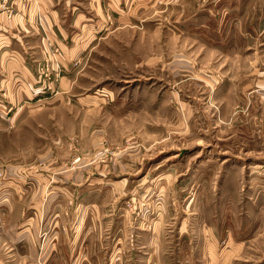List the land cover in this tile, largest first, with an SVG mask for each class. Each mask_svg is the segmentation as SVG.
Returning a JSON list of instances; mask_svg holds the SVG:
<instances>
[{"label": "rangeland", "instance_id": "374dc122", "mask_svg": "<svg viewBox=\"0 0 264 264\" xmlns=\"http://www.w3.org/2000/svg\"><path fill=\"white\" fill-rule=\"evenodd\" d=\"M156 3L73 61L68 94L55 84L36 107L3 106L0 232L23 216L27 186L62 184L69 219L93 187L72 186L97 180L104 207L146 229L164 218L169 251L190 239L199 264L208 251L264 264V0Z\"/></svg>", "mask_w": 264, "mask_h": 264}, {"label": "crops", "instance_id": "0c3cea01", "mask_svg": "<svg viewBox=\"0 0 264 264\" xmlns=\"http://www.w3.org/2000/svg\"><path fill=\"white\" fill-rule=\"evenodd\" d=\"M156 2L0 0V113L5 105L36 107L30 101L55 84L57 95L68 94L69 83L78 74L73 61L91 55L110 33L141 26ZM45 60L50 69L43 74ZM29 175L45 177L31 171ZM96 181L72 186L74 192L93 187L74 204L67 220L61 216L62 201L68 199L62 198L66 195L62 184L47 190L40 183L27 186L25 192L31 194L21 202L23 216L14 222L8 218L0 232V264H106L113 259L116 264H199L190 239L178 241L175 253L162 245L159 230L164 218L151 219L146 229L143 219L134 222L126 212L104 207L93 192ZM208 255L213 264H222L221 254Z\"/></svg>", "mask_w": 264, "mask_h": 264}, {"label": "built area", "instance_id": "2783aa9c", "mask_svg": "<svg viewBox=\"0 0 264 264\" xmlns=\"http://www.w3.org/2000/svg\"><path fill=\"white\" fill-rule=\"evenodd\" d=\"M54 50V49H53ZM56 50H54L53 52H55ZM42 67V66H41ZM40 67V69H41V72H43V71H48L49 70V63H48V61L47 60H45L44 61V63H43V67L41 68Z\"/></svg>", "mask_w": 264, "mask_h": 264}]
</instances>
